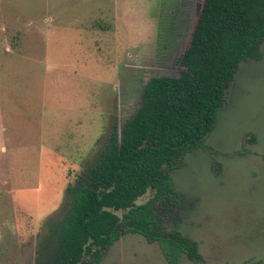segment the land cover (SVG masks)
I'll return each instance as SVG.
<instances>
[{
	"label": "rangeland",
	"instance_id": "rangeland-1",
	"mask_svg": "<svg viewBox=\"0 0 264 264\" xmlns=\"http://www.w3.org/2000/svg\"><path fill=\"white\" fill-rule=\"evenodd\" d=\"M202 1L0 0V264H53L66 190L145 83L178 75ZM257 52L237 65L205 148L169 173L181 197L172 218L203 264H264V39ZM99 263L166 264L137 234Z\"/></svg>",
	"mask_w": 264,
	"mask_h": 264
},
{
	"label": "trees",
	"instance_id": "trees-1",
	"mask_svg": "<svg viewBox=\"0 0 264 264\" xmlns=\"http://www.w3.org/2000/svg\"><path fill=\"white\" fill-rule=\"evenodd\" d=\"M262 39L264 0L197 5L178 75L145 83L135 113L118 135L110 134L77 186L66 190L70 206L56 228L53 264H100L101 253L125 234L156 243L166 264H179L182 255L203 264L196 243L172 218L181 197L169 173L182 165L185 154L205 148L237 65L258 58ZM67 173L72 176V170ZM146 193V201L136 205Z\"/></svg>",
	"mask_w": 264,
	"mask_h": 264
}]
</instances>
